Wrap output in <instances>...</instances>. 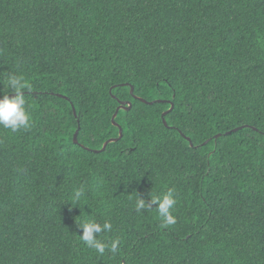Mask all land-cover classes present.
I'll list each match as a JSON object with an SVG mask.
<instances>
[{"label": "trees", "instance_id": "16d2710c", "mask_svg": "<svg viewBox=\"0 0 264 264\" xmlns=\"http://www.w3.org/2000/svg\"><path fill=\"white\" fill-rule=\"evenodd\" d=\"M8 71L30 127L0 126V264H264V0H0ZM169 189L175 225L136 211Z\"/></svg>", "mask_w": 264, "mask_h": 264}, {"label": "clouds", "instance_id": "9594fccd", "mask_svg": "<svg viewBox=\"0 0 264 264\" xmlns=\"http://www.w3.org/2000/svg\"><path fill=\"white\" fill-rule=\"evenodd\" d=\"M0 84L3 85V88H0V126L13 132L30 127V113L25 107L26 82L23 76L8 71L5 76L0 78ZM82 194V189L76 190L71 198V204L79 201ZM176 202L174 190L169 189L162 196L149 193L148 198H142L138 195L135 209L139 212L155 205L159 216L163 218V223L170 226L177 223V217L173 214ZM77 228L82 229V235H79L80 239L101 255L105 253L106 249L112 253L117 252L119 240H112L108 245L99 239L101 233L111 230L110 222L100 223L94 219H86L77 223Z\"/></svg>", "mask_w": 264, "mask_h": 264}, {"label": "water", "instance_id": "95a60500", "mask_svg": "<svg viewBox=\"0 0 264 264\" xmlns=\"http://www.w3.org/2000/svg\"><path fill=\"white\" fill-rule=\"evenodd\" d=\"M132 91H133V89L130 88V93H132ZM134 99H137V100H139V101H141V102H143V103H146V101H144L143 99H139V98H137V97H134ZM147 104H151V102H147ZM125 105H127V107H124ZM172 107H173V106L171 105L170 110L172 109ZM129 108H130V103H129V102H127V103H124V102H123V103L120 104V106L117 108L115 114L113 115V117H112V119H111V122L113 123V125L116 126V123H114V119H115V117H116V115H117L118 110H124V109L128 110ZM72 109H73V108H72ZM170 110H168L167 112L163 113V115H165L166 113H168ZM241 129H242V127H241V128H238V129H235V130H233L232 132H236V131L241 130ZM230 133H231V132H228L227 135L230 134ZM76 135H77V132H75L74 137H73V141H74V143L76 142ZM218 136H219V135H218ZM120 138H121V129H119L118 138H117V139H111V140H108V141L104 144V146L102 147V150L105 148V146H106L108 143H113V142H115L116 140H118V139H120Z\"/></svg>", "mask_w": 264, "mask_h": 264}]
</instances>
